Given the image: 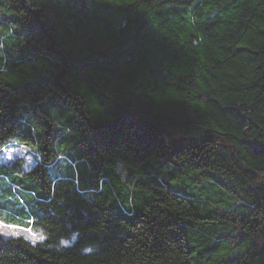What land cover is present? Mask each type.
Masks as SVG:
<instances>
[{
	"label": "trees",
	"instance_id": "obj_1",
	"mask_svg": "<svg viewBox=\"0 0 264 264\" xmlns=\"http://www.w3.org/2000/svg\"><path fill=\"white\" fill-rule=\"evenodd\" d=\"M11 146L0 264H264V0H0Z\"/></svg>",
	"mask_w": 264,
	"mask_h": 264
},
{
	"label": "rangeland",
	"instance_id": "obj_2",
	"mask_svg": "<svg viewBox=\"0 0 264 264\" xmlns=\"http://www.w3.org/2000/svg\"><path fill=\"white\" fill-rule=\"evenodd\" d=\"M16 159H21L24 161V168L25 169H30L34 164L33 159H32V155L30 153H28V151L26 149L19 147V146H11L10 148L2 151L0 154V161L1 162H9V161L16 160ZM28 229L17 227L15 229L9 230V231L17 232L18 233L17 235H11V234L4 235V230L0 229V235H2L4 237L22 236V237H24V238H26L32 242L40 240L39 237H42V236L38 232L33 231L32 229H31V231H28Z\"/></svg>",
	"mask_w": 264,
	"mask_h": 264
},
{
	"label": "snow or ice",
	"instance_id": "obj_3",
	"mask_svg": "<svg viewBox=\"0 0 264 264\" xmlns=\"http://www.w3.org/2000/svg\"><path fill=\"white\" fill-rule=\"evenodd\" d=\"M136 0H104V4H110L113 6H124V5H130V4H135ZM17 225H13V224H6L3 221H0V229L4 230V235H17L18 233L15 231H9L11 229H15L17 228ZM28 231H31V229H28ZM40 239H43V237H39ZM83 251L85 252H91L92 249L90 248H84Z\"/></svg>",
	"mask_w": 264,
	"mask_h": 264
}]
</instances>
